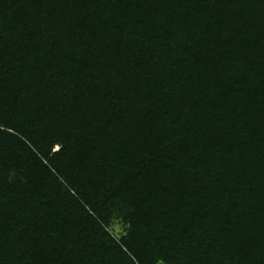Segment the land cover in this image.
I'll return each mask as SVG.
<instances>
[{"label":"trees","instance_id":"16d2710c","mask_svg":"<svg viewBox=\"0 0 264 264\" xmlns=\"http://www.w3.org/2000/svg\"><path fill=\"white\" fill-rule=\"evenodd\" d=\"M159 262L264 264V0H0V264Z\"/></svg>","mask_w":264,"mask_h":264},{"label":"rangeland","instance_id":"374dc122","mask_svg":"<svg viewBox=\"0 0 264 264\" xmlns=\"http://www.w3.org/2000/svg\"><path fill=\"white\" fill-rule=\"evenodd\" d=\"M110 230L118 239H121L122 236H125L127 234L128 225L124 224L119 217H116L113 219L111 223ZM159 264H164V263L159 262Z\"/></svg>","mask_w":264,"mask_h":264}]
</instances>
